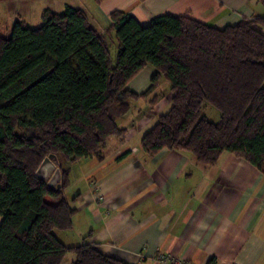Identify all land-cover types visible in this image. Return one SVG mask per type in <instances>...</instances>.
Listing matches in <instances>:
<instances>
[{"label": "trees", "instance_id": "obj_1", "mask_svg": "<svg viewBox=\"0 0 264 264\" xmlns=\"http://www.w3.org/2000/svg\"><path fill=\"white\" fill-rule=\"evenodd\" d=\"M110 22L115 61L107 36L73 7L47 9L40 27L17 21L0 36V264H63L68 254L71 264H129L86 241L67 247L55 232L73 227L65 195L71 166L102 159L109 140L125 134L118 119L161 79L171 107L143 136L144 154L188 152L213 166L228 152L264 174V17L219 28L163 14L143 26L115 11ZM145 67L155 76L139 96L128 84ZM210 107L218 122L208 119ZM51 154L60 190L35 175Z\"/></svg>", "mask_w": 264, "mask_h": 264}, {"label": "crops", "instance_id": "obj_2", "mask_svg": "<svg viewBox=\"0 0 264 264\" xmlns=\"http://www.w3.org/2000/svg\"><path fill=\"white\" fill-rule=\"evenodd\" d=\"M67 7L83 10L111 48L115 11L143 26L163 14L219 28L264 17L260 0H0V36L8 37L17 21L31 28L42 23L45 10L61 13ZM154 76L145 67L128 88L143 95ZM171 98L170 85L159 80L155 91L133 101L118 119L125 134L109 140L102 159L83 158L71 166L65 195L75 209L73 227L56 231L57 239L67 247L86 241L129 264H171L160 255L191 264H264L261 171L228 152L203 166L188 152L165 149L149 157L141 150L143 136L168 112Z\"/></svg>", "mask_w": 264, "mask_h": 264}, {"label": "water", "instance_id": "obj_3", "mask_svg": "<svg viewBox=\"0 0 264 264\" xmlns=\"http://www.w3.org/2000/svg\"><path fill=\"white\" fill-rule=\"evenodd\" d=\"M58 157L54 154L47 156L37 169L36 177L48 184L51 189L60 190L62 173Z\"/></svg>", "mask_w": 264, "mask_h": 264}, {"label": "rangeland", "instance_id": "obj_4", "mask_svg": "<svg viewBox=\"0 0 264 264\" xmlns=\"http://www.w3.org/2000/svg\"><path fill=\"white\" fill-rule=\"evenodd\" d=\"M41 25H42V23H40L39 25H31V28H38ZM8 36H10V34ZM116 55H117V49H116V44H115V46H112V48H111V56H112L114 61L116 60ZM165 113H162V115ZM205 113H206V115L210 121H212V122H218L219 121L220 115L215 109L210 107L207 109V111ZM0 222H1V217H0ZM72 256H73L72 254H68L67 257L65 258L63 264H71L72 261L70 259L72 258Z\"/></svg>", "mask_w": 264, "mask_h": 264}, {"label": "built area", "instance_id": "obj_5", "mask_svg": "<svg viewBox=\"0 0 264 264\" xmlns=\"http://www.w3.org/2000/svg\"><path fill=\"white\" fill-rule=\"evenodd\" d=\"M158 258L162 262H168L169 260H172L170 262L171 264H191V263L184 262V261H182L180 259H175V258L169 259V258H166L165 256H162V255H160Z\"/></svg>", "mask_w": 264, "mask_h": 264}]
</instances>
